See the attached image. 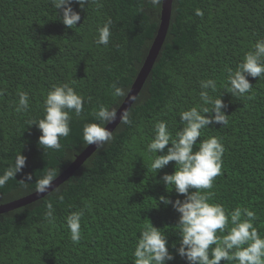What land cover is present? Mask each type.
Returning a JSON list of instances; mask_svg holds the SVG:
<instances>
[{
    "label": "trees",
    "instance_id": "obj_1",
    "mask_svg": "<svg viewBox=\"0 0 264 264\" xmlns=\"http://www.w3.org/2000/svg\"><path fill=\"white\" fill-rule=\"evenodd\" d=\"M162 3L89 0L83 9L72 3L81 19L69 29L52 0H0V174L17 155L27 157L22 172L0 188V207L34 194L36 181L49 169L57 179L76 161L90 146L83 141V127L100 123L95 111L101 105L118 113L157 36ZM109 19V44L97 45L98 29ZM258 40H264V0H173L165 43L128 110L131 123L119 122L114 139L59 185V193L55 188L0 214V264H134L139 232L150 223L167 238L174 256L167 264H188L176 251L180 214L159 201L161 196L173 203L184 199L162 181L174 173L175 162L156 173L146 149L157 121H165L175 136L183 127L182 111L210 107L200 98V82L207 79L215 80L209 95L223 100L228 116L226 126L201 129L193 148L218 137L225 149L221 175L208 190L210 202L223 205L226 213L236 207L254 211V227L264 238V76H248L252 89L244 96L226 92L227 70H234ZM64 83L84 98V109L79 116L70 113L71 131L60 139L61 149L44 151L37 143L39 129L28 122L43 117L47 93ZM114 84L125 91L123 97L112 95ZM20 92L29 96L26 112L16 111ZM167 147L171 144L165 152ZM26 174L33 179L21 184ZM49 201L54 223L45 220ZM79 211L84 212L81 240L74 244L66 216Z\"/></svg>",
    "mask_w": 264,
    "mask_h": 264
},
{
    "label": "clouds",
    "instance_id": "obj_2",
    "mask_svg": "<svg viewBox=\"0 0 264 264\" xmlns=\"http://www.w3.org/2000/svg\"><path fill=\"white\" fill-rule=\"evenodd\" d=\"M89 0H52L55 9L60 10L62 16L57 14L63 25L69 29L76 27L80 21V13L74 11L72 3L78 4L81 9ZM153 6L160 5L162 0H150ZM196 15L203 16V12L196 10ZM109 19L103 27L98 29L95 40L97 45L107 46L112 35ZM261 78L264 76V40L255 43L254 50L245 54L243 60L233 70H227V90L232 96H244L252 89L247 77ZM114 97H123L125 91L112 86ZM200 98L205 105L210 107H192L182 111L179 115L183 127L175 132V136L169 130L168 124L157 121L154 125L153 138L147 145L146 151L154 156L151 169L156 173L164 168L169 162H175L173 174H165L163 183L171 190L184 196L183 201L176 199L173 203L170 199L161 196L159 201L164 205L172 204L173 208L180 214L177 223L180 235L177 253L188 264H220L221 260L230 264H264V238L258 234L253 221L256 214L247 208L236 207L226 213L223 205L211 203L212 193L208 190L213 188L214 180L221 175L222 156L224 146L218 137H210L199 142L196 151L193 150L197 144V138L201 136V129L213 124L226 126L228 124L225 109L227 105L221 98L213 99L208 89L215 90L216 82L207 79L200 82ZM0 95L3 92L0 91ZM16 111H27L29 109V96L26 92H20ZM84 109V98L79 95L68 83L53 86L43 101V117L30 120L28 125H35L41 135L38 145L44 149L60 150L61 138H66L71 129L70 121L75 113L79 116ZM208 114V115H205ZM130 112L123 110L120 115V123L129 124ZM95 118L100 123H89L83 127V141L86 145H95L96 149L114 139L113 132L105 125L115 122L117 110L101 105L95 111ZM171 144V147L166 146ZM160 152L162 154L157 155ZM27 157L17 155L14 164L3 174H0V188L10 179L22 172L26 166ZM31 174H26L25 179L19 180L21 184L32 181ZM56 171L49 169L42 178L36 181V193H49ZM194 190V191H190ZM55 191L59 193V188ZM63 199L62 196L58 197ZM45 220L48 223L55 222V210L49 201L46 204ZM83 211L71 212L66 216V226L70 233L72 243L81 240V219ZM243 215V219H242ZM231 225V227H229ZM227 230V231H226ZM133 252L134 264H167L174 259L167 247V238L160 229L151 223L139 232ZM226 233V234H225ZM214 246V247H213ZM175 247V245H173ZM211 256V258H210Z\"/></svg>",
    "mask_w": 264,
    "mask_h": 264
},
{
    "label": "water",
    "instance_id": "obj_3",
    "mask_svg": "<svg viewBox=\"0 0 264 264\" xmlns=\"http://www.w3.org/2000/svg\"><path fill=\"white\" fill-rule=\"evenodd\" d=\"M172 9H173V0H163L162 3V13H161V24L157 33V36L152 44V47L149 51V54L146 58V61L144 63L143 68L141 69L128 97L126 98L124 104L120 108V110L117 113V119L115 122L109 123V125L106 127L109 131H114L117 127L118 123L120 122V115L123 110H129L134 103L135 99L137 98V95L143 88L147 78L149 77L157 59L159 56V53L165 43V40L168 35L170 23H171V16H172ZM96 147L95 145H90L84 152H82L81 155H79L76 158V161L59 177L57 178L53 184L52 187L49 189L51 192L55 188H57L59 185L64 183L66 180L70 179L75 172L82 166V164L95 152ZM49 192V193H50ZM48 193L44 194H37L36 192L32 194L31 196L27 198H23L21 200H18L16 202H13L11 204L1 206L0 207V214L13 210L18 205H25L28 203H31L39 198H43Z\"/></svg>",
    "mask_w": 264,
    "mask_h": 264
}]
</instances>
